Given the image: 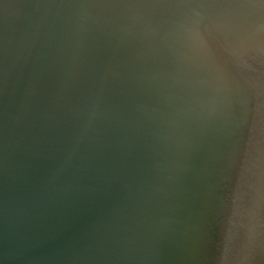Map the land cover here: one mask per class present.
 Listing matches in <instances>:
<instances>
[{
	"label": "water",
	"instance_id": "water-1",
	"mask_svg": "<svg viewBox=\"0 0 264 264\" xmlns=\"http://www.w3.org/2000/svg\"><path fill=\"white\" fill-rule=\"evenodd\" d=\"M0 264H264V0H0Z\"/></svg>",
	"mask_w": 264,
	"mask_h": 264
}]
</instances>
